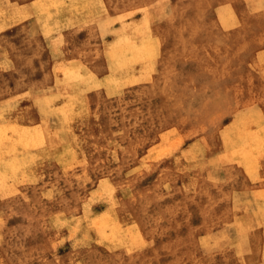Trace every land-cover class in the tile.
Here are the masks:
<instances>
[{
  "label": "rangeland",
  "instance_id": "obj_1",
  "mask_svg": "<svg viewBox=\"0 0 264 264\" xmlns=\"http://www.w3.org/2000/svg\"><path fill=\"white\" fill-rule=\"evenodd\" d=\"M82 1L0 0V264H264V0Z\"/></svg>",
  "mask_w": 264,
  "mask_h": 264
},
{
  "label": "crops",
  "instance_id": "obj_2",
  "mask_svg": "<svg viewBox=\"0 0 264 264\" xmlns=\"http://www.w3.org/2000/svg\"><path fill=\"white\" fill-rule=\"evenodd\" d=\"M101 1L104 5L108 6L107 3H105V0H98L97 1L98 4L101 3ZM86 4H88L87 0L86 1L83 0L81 6H84V5L86 6ZM102 9H103V6H102ZM108 14H109V16L104 14L103 18L106 19L107 17H113L116 15H120L119 12H111L110 9H108ZM85 17H87V16L80 15L79 19H76V20H78V22H83ZM40 39L42 41L44 40V42L50 47V50L52 52L55 50V52L59 55V58H62L61 60L64 59L66 61V64H72V63H76L78 61H81L84 64H86V67L89 68V70H91L95 74V76H98L100 79H102V78H104L110 74L111 65H110L108 57H103L102 61H101V58H97V56H91L90 57L89 52H86L85 55H87V57L83 58L82 54H80V52L78 50L80 48V47H78V43L72 42V39L68 36L67 31L63 30L62 32H58V35L56 34L55 37L52 35L47 36L46 34H44V32H41ZM47 39H49L48 43L46 41ZM88 41H89V43L92 42L89 39H88ZM88 41L85 39L82 44H85V46H87V45H89ZM83 48H85V47H83ZM90 55H92V54H90ZM63 77L64 76L62 75L61 78H63Z\"/></svg>",
  "mask_w": 264,
  "mask_h": 264
},
{
  "label": "bare ground",
  "instance_id": "obj_3",
  "mask_svg": "<svg viewBox=\"0 0 264 264\" xmlns=\"http://www.w3.org/2000/svg\"><path fill=\"white\" fill-rule=\"evenodd\" d=\"M147 26H148V25H147ZM113 72L116 73V70H113ZM114 76H115V74L112 73V77H114ZM107 78H108V77H107ZM107 78L103 79V80H102V83H105L106 80H107ZM107 215H108V214H107ZM97 218H99V217H97ZM99 238H101V237H99ZM103 239H104V238H103Z\"/></svg>",
  "mask_w": 264,
  "mask_h": 264
}]
</instances>
